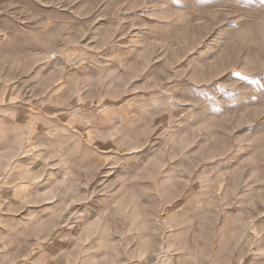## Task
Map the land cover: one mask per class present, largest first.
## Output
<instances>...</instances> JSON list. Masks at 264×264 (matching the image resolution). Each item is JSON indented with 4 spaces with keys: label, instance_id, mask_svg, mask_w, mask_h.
<instances>
[{
    "label": "rangeland",
    "instance_id": "1",
    "mask_svg": "<svg viewBox=\"0 0 264 264\" xmlns=\"http://www.w3.org/2000/svg\"><path fill=\"white\" fill-rule=\"evenodd\" d=\"M0 264H264V0H0Z\"/></svg>",
    "mask_w": 264,
    "mask_h": 264
}]
</instances>
